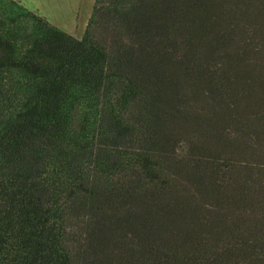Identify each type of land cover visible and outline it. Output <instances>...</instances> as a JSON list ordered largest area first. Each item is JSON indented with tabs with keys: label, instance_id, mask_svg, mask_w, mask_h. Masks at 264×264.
Segmentation results:
<instances>
[{
	"label": "trees",
	"instance_id": "trees-1",
	"mask_svg": "<svg viewBox=\"0 0 264 264\" xmlns=\"http://www.w3.org/2000/svg\"><path fill=\"white\" fill-rule=\"evenodd\" d=\"M0 264H264V0H0Z\"/></svg>",
	"mask_w": 264,
	"mask_h": 264
},
{
	"label": "rangeland",
	"instance_id": "rangeland-1",
	"mask_svg": "<svg viewBox=\"0 0 264 264\" xmlns=\"http://www.w3.org/2000/svg\"><path fill=\"white\" fill-rule=\"evenodd\" d=\"M28 8L77 38L84 35L95 0H21Z\"/></svg>",
	"mask_w": 264,
	"mask_h": 264
}]
</instances>
